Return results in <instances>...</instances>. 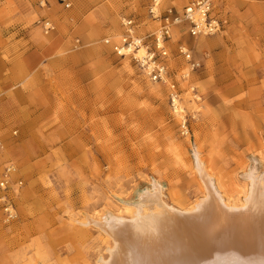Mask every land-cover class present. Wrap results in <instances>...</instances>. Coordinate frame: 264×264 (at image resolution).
Masks as SVG:
<instances>
[{"label":"rangeland","instance_id":"1","mask_svg":"<svg viewBox=\"0 0 264 264\" xmlns=\"http://www.w3.org/2000/svg\"><path fill=\"white\" fill-rule=\"evenodd\" d=\"M192 1L160 0L157 13L179 15ZM151 2L67 0L66 9L36 1L46 17H35L32 27L49 37L61 24L69 46L45 70L26 115L0 122V154L3 137L15 141L22 171L12 177L22 182L15 219L0 211V264H102L112 242L92 223L99 217L129 219L137 194L153 184L168 207L189 210L203 198L195 153L228 204H242L249 168L264 183V0H214L213 15L225 23L213 36L171 29L175 110L165 87L110 47L121 39L123 20L135 22L138 36L158 30ZM190 63L198 65L192 72Z\"/></svg>","mask_w":264,"mask_h":264},{"label":"bare ground","instance_id":"2","mask_svg":"<svg viewBox=\"0 0 264 264\" xmlns=\"http://www.w3.org/2000/svg\"><path fill=\"white\" fill-rule=\"evenodd\" d=\"M194 160L204 195L191 209L166 206L153 184L137 194L129 219L104 215L92 222L112 242L102 264H264L262 178L249 168L243 202L231 205L197 153Z\"/></svg>","mask_w":264,"mask_h":264},{"label":"built area","instance_id":"3","mask_svg":"<svg viewBox=\"0 0 264 264\" xmlns=\"http://www.w3.org/2000/svg\"><path fill=\"white\" fill-rule=\"evenodd\" d=\"M64 8H69L67 0H57ZM160 0H152L149 16L153 21H158V30L145 36H138L136 24L133 20H123L121 22L122 35L118 44L111 47L112 52L119 58H129L138 71L152 84H158L166 88L167 98L173 110L177 109L179 101L178 83L175 73L170 69L168 43L171 40V29L183 25L185 34L191 38L209 37L216 35L222 30V23L213 15L214 0H194L186 5L179 15H174L172 11L161 16L157 13ZM43 28L46 33L53 30L52 26L45 22ZM106 45L110 44L105 40ZM142 50V55L138 51ZM178 53L187 61L190 60L188 51L178 47ZM198 67L195 63H190L189 71L192 72ZM186 78V75L182 76ZM181 134L187 135L185 121L180 125ZM0 141V152L2 150ZM0 171V211L7 221L15 219V200L22 187L21 181H12V177L17 173V169L10 163L1 166Z\"/></svg>","mask_w":264,"mask_h":264},{"label":"crops","instance_id":"4","mask_svg":"<svg viewBox=\"0 0 264 264\" xmlns=\"http://www.w3.org/2000/svg\"><path fill=\"white\" fill-rule=\"evenodd\" d=\"M36 1L0 0V122L12 119L15 124L13 118L26 115L24 109L28 108L31 94L44 84L45 70L69 46L66 36L59 32L61 24H57L58 31L49 37L42 36L36 27H32L35 17H46L43 11H35ZM8 127L10 131L14 129L11 122ZM7 138L3 137L7 151L0 154V168L5 163L14 165L18 171L14 179H18L22 171L14 156L20 153L19 145Z\"/></svg>","mask_w":264,"mask_h":264}]
</instances>
